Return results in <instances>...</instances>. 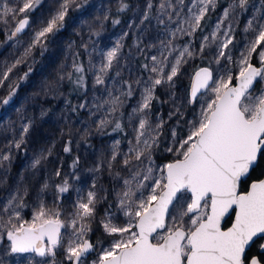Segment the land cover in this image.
Here are the masks:
<instances>
[{"label": "snow or ice", "instance_id": "1", "mask_svg": "<svg viewBox=\"0 0 264 264\" xmlns=\"http://www.w3.org/2000/svg\"><path fill=\"white\" fill-rule=\"evenodd\" d=\"M41 2L17 0V7L3 5L2 22L8 25L9 17L16 21L9 39L29 27L30 13ZM86 3L87 0H55L54 11L40 21L21 58L0 75V84L34 49L46 50L50 38L64 27L69 13ZM218 6L219 0H160L155 19L165 26L169 39L160 41L158 55L145 57L151 61L142 65L149 73L146 79H117L121 77L120 41L102 53L99 65L89 59L87 68L80 60V53L75 52L71 70L58 76L57 86L67 79L75 89L82 90L86 88V73L91 72L93 87H103L106 95L93 100L96 110L93 115L100 114L95 121L97 132L105 134L104 130L111 127L113 132L127 135V127H132L133 139L127 141V151L120 148L121 140H116L110 155H101L90 169L100 172L106 168L110 175L122 181L116 204L125 217L123 223H117V213L106 211L101 224L114 239L110 247L101 250L95 264H264V243L258 245L257 252H252L257 241L264 239V178L251 179L258 160L264 158V14L247 21L242 29V50L233 57L232 51L238 43L234 22L240 12L247 11L249 0H231L214 30L197 36L207 26L209 13ZM127 7L121 0L118 10ZM153 7L149 0L144 20L150 19ZM96 19L89 27V40L81 44L89 57V44L94 43L91 37L100 35L109 17L102 14ZM112 22L116 24L119 20ZM183 37L189 39L178 46L176 41ZM193 39L200 40L198 48L193 45ZM197 56L201 60L211 57L208 66L198 67L194 72L186 98L188 104H199V112L194 111L186 136L178 138L172 129V146L165 149L172 159L158 166L153 151L159 146L164 121H151L153 102H161L157 89L165 87L169 97L174 96L170 90L175 87L181 68ZM254 59L257 63H253ZM212 64L218 67L213 69ZM113 70L114 77L109 75ZM27 76L25 73L24 78ZM108 80L112 81L111 87ZM257 83L261 85L258 89ZM137 90L140 99L127 114L126 125L123 109ZM14 94L10 89L0 103L7 105ZM32 125L33 121L25 123L22 118L19 138L14 135L5 147L21 150ZM88 135L85 129L81 138ZM71 144L69 139L63 148L65 153L71 152ZM52 154V148H48L34 156L30 165L34 174ZM10 160V155L0 153V167ZM78 164L76 158L73 169ZM117 165L120 170L114 171ZM52 175L60 178L59 182L50 184L46 178L40 193L53 187L59 199L69 191V179L59 167ZM101 191L102 187L97 189L94 181L86 196H78L69 221L61 218L59 208L49 207L38 195L32 218L27 220L19 209L27 207L28 188L18 183L15 192L0 204V242L4 237L9 242L5 254L31 253L44 258L38 264H59L57 250L63 248L70 264H83L82 257L94 247L86 234L92 230L96 205L106 199L100 195ZM68 228L70 234L62 231Z\"/></svg>", "mask_w": 264, "mask_h": 264}, {"label": "rangeland", "instance_id": "2", "mask_svg": "<svg viewBox=\"0 0 264 264\" xmlns=\"http://www.w3.org/2000/svg\"><path fill=\"white\" fill-rule=\"evenodd\" d=\"M11 0H0V4H7L10 7H16L17 0L12 1ZM89 4L91 5L90 10L93 13V16H96V14H99L102 16V13L107 14L110 10L111 3L108 2L109 0H87ZM120 0H117L116 3H118ZM149 0H142L138 3H133V12L129 18H127L123 23L113 27L111 30L107 32V39H104L103 41L101 39H95L93 36L91 37V40L94 42L93 44H89V51L91 52V57L85 52L84 48L83 50V58L86 61V66H88L89 59L92 60L93 63L99 65V63L102 60V53L108 51L111 49L117 41H120L122 43L121 48V59L120 64L118 65V68L121 70V77L117 79H127V80H135L137 77H143L147 78L149 73L144 70L142 67L143 64H151L150 59H145V57H151L152 55H158L159 47H160V41L169 39L167 36V33L164 31L165 26L160 25L157 23L155 16L157 14V8L156 6L159 4L160 0H152L154 2L155 9L153 10L152 14L150 15L149 20H144V13L147 11V4ZM231 2V0H225L224 6L220 9H216L215 12H211L209 14H213L212 18V25L211 30L203 33L202 35H208L210 32H212L215 28V24L218 22V19L222 16L223 9L228 6V4ZM54 4L53 2V9L54 11ZM18 5V4H17ZM238 12H240L239 9H237ZM50 9L47 14L35 15L36 17L34 20H30L29 25V39L31 40L34 31L40 27V21L42 19H47L50 14ZM69 13L68 18L66 17V25H72L74 28L77 29V35L80 41L87 42L89 40V33L86 31V33L83 35L85 28H81L83 25V20L88 16V12L84 11L80 14H71ZM264 14V0H249V6L247 8V11L240 12V14L237 16L235 20V40L238 42L236 43V47L232 51L233 57L239 56V52L242 50L244 40L243 36L244 33L242 29L246 26V23L248 20L252 19L253 16H261ZM143 21V22H142ZM105 26V23H104ZM171 27H175V25H172ZM28 31V30H27ZM77 38V40H78ZM188 37H183L182 39H179L176 41V44L183 45L186 40H188ZM23 39L20 40H14V44H22ZM81 42V44H82ZM193 45L198 48L200 44L199 39H193ZM31 43V42H30ZM139 45V47H137ZM22 46V45H20ZM151 46V47H150ZM99 48V50H98ZM94 49V50H93ZM25 51V49H23ZM214 51V49L212 50ZM143 53V54H141ZM211 57H207V60H209ZM194 60V59H193ZM255 60V59H254ZM33 60L31 59L28 63L30 64ZM257 63V61L255 60ZM223 63V62H222ZM192 60H190L187 64H185L181 68V74L176 78L175 80V87L171 89L170 91L174 93V96L169 97L168 91L165 89V87H160V92L162 93V103L161 108H159V111L153 112L152 110V116L151 121L155 123L157 120L164 121V126L168 133L167 143L164 148V154L169 155L171 158V154L165 151L167 147L172 146V129H175L177 132V137L186 136L189 130L190 122L194 118V113L187 116L186 123L184 125V129H178L177 127V121L183 115L185 114V107L187 106L186 98L188 96V88L187 86L180 83V81H186L190 80L193 69L191 67ZM211 67L213 69H216L218 66L215 64H212ZM235 70V69H234ZM88 76V86L87 89L79 100H72L70 103H68L66 98V92L61 89L62 83L60 82L57 86V81H55L53 87L60 90V93L57 95L58 98V104L56 106L55 115L58 120V122H53L52 119H45L46 121V127H51L50 130H44L43 138L37 143V145L32 147V149L26 145L25 149L27 150L25 152V155L21 157L15 167V172L13 173L11 180L12 183L9 186H4L0 182V204L5 202L10 194H13L15 192L16 186L18 183H23L27 185L28 188V194L25 197L28 213L24 211V208L19 209L21 212V215L24 219L31 220L32 214L34 212L35 206L38 203L37 196L40 195L46 205L53 208H59V210L62 213L61 218L69 221L72 219V213L74 210V206L76 204V201L78 199L79 195L86 196L87 191L92 189V184L95 181L97 184V189H100L102 187L103 191L100 192V195L102 197L106 196L107 199V192L109 191V200L111 201V209H109V204L105 203L103 204V215L100 217L101 220L105 217L106 211L116 212L119 219L117 220V223H123L125 220V217H123L122 214L119 213L118 206L116 204V193L120 191V187L122 185V181L119 179L114 178L112 175H109L107 173L106 168L103 169L100 172H92L90 169L94 168L97 164L98 159L101 157V155L107 157L110 155L111 152V146L116 140H121V135L115 134L111 136L109 139L101 140L99 141V144L97 148L95 149V152L92 154L90 151L79 149V147H73V149L77 152L78 158H79V164L77 168L73 169L72 163L66 164L64 167L61 168V160L59 156L56 155V151L58 149V143L60 141V134L58 132H53V129L59 128L61 129L62 126L66 124H75L79 125L82 130L85 129H93L96 127L95 121H97L99 113L93 115V113L96 112L95 108L93 107V100L94 98H99L101 96L106 95L104 92L103 87H93V75L91 72L86 73ZM110 76H115V70H113L110 74ZM108 86H112V81L108 80ZM1 86V85H0ZM5 89H3L0 92V97L4 94ZM34 94V93H32ZM36 95V94H34ZM51 93L47 94L46 97H49ZM37 96H39L37 94ZM35 96V98H38ZM139 90L133 95V99L128 104L126 111H125V117H124V124L127 125V114L131 113L132 108L136 106L137 102L139 101ZM167 100V103H164L163 101ZM48 101V100H44ZM15 105H13L10 109L6 110L4 115L0 117V128H3V124L5 130L2 131L5 132L4 140L8 141L9 143L12 142L13 136L18 139L20 135V125L16 127V129H13L16 125V119L18 117L16 113L17 108V99L14 101ZM202 102V101H201ZM38 103L37 101H31L29 102V106L34 107ZM80 105H84V107H80ZM76 106V109L74 108ZM77 109H81L85 118L81 120L84 124L78 123L79 118L75 116V113H77ZM176 109H179V111H176ZM199 112V104H196L195 113L198 114ZM172 113L171 117L169 114ZM182 114V115H181ZM24 118V122L27 123L29 119L28 116L22 117ZM9 121L6 122V121ZM21 123V121L19 122ZM135 123V122H133ZM50 124V125H49ZM127 135L125 137V140H121L120 148L123 151H127L128 149V143L127 141L129 139H133L132 134V127L129 126L126 129ZM2 132V133H3ZM4 143V142H3ZM53 145H55L53 147ZM48 148H52L53 154L48 157L47 161L44 162V166L37 172L33 173V170L31 169L30 165L35 155H37L41 150H46ZM15 148L13 147L11 150L8 148H3L1 153L8 154L11 157V163L14 161L12 158L13 152ZM12 152V154H11ZM154 159V158H153ZM155 160V159H154ZM156 165L162 166L164 163L161 161H156ZM10 163L8 161L4 162V167H0V174H5L8 170V165ZM60 168L62 171V174H66L69 179V191L62 194L59 199H57V193L55 191V188L50 187L48 190H46L43 193H40V188L43 183V181L47 178L49 179L50 184H56V177L52 175V173L55 171L56 168ZM117 167V166H116ZM117 170H120V166H118ZM124 174V173H122ZM158 174V173H157ZM79 177V179H76V177ZM77 189L80 190V193L77 192ZM105 199H102L101 201H104ZM100 201V203H101ZM99 207V203L96 205V208ZM26 208V207H25ZM103 227V226H102ZM104 230V229H103ZM64 232L67 234L71 233V229H63ZM92 232H88L86 234V238L90 240L89 235ZM67 234L64 237L65 240V246L67 243ZM114 237L110 235H106L103 237L101 241H98L97 243H94V247L92 249L91 254L83 260V264H95V261L98 258V255L100 254L101 250L104 248H108L111 245V242L113 241ZM9 242L6 240V238H3V241L0 242V261H3V264H38L39 261H41L44 258L35 256L31 253H25V254H5L8 250ZM62 257L66 261H68L65 258L64 250L63 248H60L57 250V256L56 260L59 262V258ZM69 262V261H68ZM70 263V262H69Z\"/></svg>", "mask_w": 264, "mask_h": 264}, {"label": "trees", "instance_id": "3", "mask_svg": "<svg viewBox=\"0 0 264 264\" xmlns=\"http://www.w3.org/2000/svg\"><path fill=\"white\" fill-rule=\"evenodd\" d=\"M11 0L10 3H12ZM113 1V2H112ZM142 0H124L125 3H127L128 7L124 11H119V6L121 3V0L117 2V0H109L108 2H112L110 7V10L108 12L109 19L107 21H104L105 26L103 27V30L101 31L99 36H93L95 39H101L102 41L104 39H107V32L111 30L113 27L123 23L127 18H129L133 12V3L141 2ZM53 2L55 0H42L41 4L30 13V19L34 20L39 13V15L47 14L53 9ZM225 0H219V6L216 9H220L224 6ZM154 4V2H153ZM18 6L17 4L15 5ZM91 5L87 1V3L76 11H71V14H80L84 11L88 12V16L84 18L83 25L81 28H85L83 35L88 31L89 33V27L94 25L97 22V17L101 16L99 14H96V16H93L92 11L90 10ZM3 4H0V11H2ZM155 7H153V10ZM153 10L149 13V16L152 14ZM215 12V11H214ZM104 14V13H102ZM214 14V13H213ZM213 14H209L210 19H208L207 26L204 28L203 33L211 30L212 25V18ZM23 15V14H21ZM44 16V15H43ZM20 17H17L19 19ZM68 18V17H67ZM66 20L64 22V27L56 33L55 36H52L47 44L46 50L41 52L40 48H36L33 50L32 54L25 60L22 61L19 65H17L15 68H13L12 72L9 74V78L7 80H4L2 84H0V92L5 89L4 94L0 97V100L2 98H5L9 95L10 89L14 91V95L12 96L10 102L7 105H4L3 103H0V117L4 115L5 111L10 109L13 105H15V100L17 99V108L16 113L18 115L16 119V125L13 126V129H16L20 125V121L22 117L28 116L27 119L33 121L32 128L30 129L29 135L26 137L27 143L22 147L21 150L14 149L12 158L13 162H9L8 170L5 174H0V182L4 186H9L12 183L11 177L13 173L15 172V167L17 161L25 155V152L27 151L25 149V146L28 145L31 149L32 147L36 146L37 143L43 138L44 130H50L51 127H46V121L45 119H52L53 122H58L55 115L56 106L58 104V98L57 95L60 93V90L57 88H54L53 85L55 81H58V76L61 72L64 71H70V65H71V59L72 55L75 52L80 53V60L84 63L86 66V61L83 58V50L81 47V42L77 35V29L74 28L72 25H66ZM113 20H119V23L114 24ZM3 17H0V75L3 74L4 71L7 70L8 67H11L16 60L20 59L22 54L24 53L23 49H26L27 46L30 44L31 40L29 39V33L30 30L19 37L16 40L23 39L22 44H14V40L9 39L10 31L12 30L14 24L16 23L15 20H11L9 17V24L6 25L3 22ZM202 33V34H203ZM201 33H197V36H201ZM78 38V40H77ZM22 45V46H20ZM99 50V48H98ZM33 60L30 64L28 63L30 60ZM253 63H256L255 60H253ZM120 64V63H119ZM209 62L207 60V57L203 60L199 56H197L194 60H192V69H196L200 66H208ZM29 66L31 67V71H29ZM28 73L27 78H24V74ZM63 91L66 92V98L68 103H70L72 100H79L84 95L89 80L88 76L86 74V88L82 90L75 89L74 85L70 83L67 79L61 82ZM183 85L187 86L189 84V80L186 81H180ZM14 86V87H13ZM261 85L257 83L255 87L258 89ZM36 95H34V94ZM51 93L49 97H46L47 94ZM37 94L39 96H37ZM157 94L161 97V102H153V112L159 111V108H161L162 103V93L160 92V88L157 89ZM37 96L38 98H35ZM133 99V96L126 102L125 107L123 109L124 113L126 111V108L130 101ZM48 100V101H44ZM31 101H37V105L34 107L29 106V102ZM76 109V106H74ZM196 108V105L187 104L185 107V114L183 117L177 121V127L178 129H184V125L186 123L187 116L194 113ZM43 113V115H42ZM75 116L79 118V122L81 124H84L81 122L85 118L82 110L77 109V113H75ZM6 122L9 123L7 120ZM124 123V120H123ZM0 128V153L3 150V148H6L5 145L9 144L8 141H5L4 135L7 131L3 132L2 130L4 128ZM50 125V124H49ZM53 132H58L60 134V141L58 143V149L55 152L57 156H59L61 160V168L64 167L68 163H72L73 161L78 158L77 152L73 149V147H79V149L90 151L92 154L95 152V149L97 148L99 141L109 139L111 136L118 134L121 135V140L124 141L126 135L124 133H118L113 132L111 130V127L104 130L105 134H101L96 131V127L93 129L88 130L89 135L86 137V139H82V135L85 130H82L79 125L75 124H66L59 128H52ZM3 132V133H2ZM162 135L159 138V146L156 147L153 151V158L156 161H161L163 163L168 162L170 159H172L169 155L164 154V148L167 143L168 133L165 127H163ZM71 139V152L65 153L63 151V148L66 144V142ZM4 142V143H3ZM32 146V147H31ZM12 154V152H11ZM119 165L114 169V171L117 170ZM77 168V167H76ZM105 171L108 172L106 169ZM63 175V174H62ZM110 175V174H109ZM264 175V158H260L254 167L252 173H251V179H257L261 178ZM57 183L59 182L60 178H55ZM109 191L107 192V199L104 201H101L99 203V207L96 208V217L95 220L91 224L92 232L89 235L90 241L92 244L97 243L98 241H101L103 237L107 235V233L103 230L102 224L100 222V217L103 215V204L108 203L111 204V201L109 200ZM26 202V200H25ZM24 211H28L27 207L24 208ZM28 213V212H27ZM261 240H258L256 245L253 247L252 252L255 253L258 250V245L260 244ZM59 264H70L68 261L60 257Z\"/></svg>", "mask_w": 264, "mask_h": 264}, {"label": "water", "instance_id": "4", "mask_svg": "<svg viewBox=\"0 0 264 264\" xmlns=\"http://www.w3.org/2000/svg\"><path fill=\"white\" fill-rule=\"evenodd\" d=\"M29 19H30V18H29ZM15 24H16V23H15ZM15 24H14L12 30H14ZM28 28H29V27H27L22 33L18 34L15 38H12L11 40H16V39H18L19 37H21L22 35H24V34L27 32ZM12 30H11V31H12ZM11 31H10V32H11ZM200 67H202V66H200ZM196 70H198V68H196V69L193 71V73H192V75H191V78H192V76L194 75V72H195ZM191 78H190V80H189V85H188V94L190 93ZM261 178H264V175H263ZM62 231H63V230H62ZM5 238H6V237H5ZM6 240H7V239H6ZM88 240H89V239H88ZM89 241H90V240H89ZM90 243H91V241H90ZM260 243H264V239H262ZM91 251H92V250H91ZM91 251L88 252V253H86V254L82 257V259H83V260L86 259V258L90 255ZM24 254H25V253H24Z\"/></svg>", "mask_w": 264, "mask_h": 264}, {"label": "flooded vegetation", "instance_id": "5", "mask_svg": "<svg viewBox=\"0 0 264 264\" xmlns=\"http://www.w3.org/2000/svg\"><path fill=\"white\" fill-rule=\"evenodd\" d=\"M258 251V250H257Z\"/></svg>", "mask_w": 264, "mask_h": 264}]
</instances>
